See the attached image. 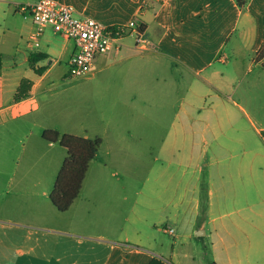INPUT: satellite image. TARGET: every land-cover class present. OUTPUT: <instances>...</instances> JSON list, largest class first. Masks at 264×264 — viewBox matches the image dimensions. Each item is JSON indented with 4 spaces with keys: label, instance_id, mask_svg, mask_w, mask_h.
<instances>
[{
    "label": "crops",
    "instance_id": "1",
    "mask_svg": "<svg viewBox=\"0 0 264 264\" xmlns=\"http://www.w3.org/2000/svg\"><path fill=\"white\" fill-rule=\"evenodd\" d=\"M38 1L0 0L7 16L6 30H0V120L20 119L50 93L53 83L45 84L51 69L69 53L71 41L50 28L37 35L20 11ZM56 1L109 26L127 27L138 19L145 31L139 43L127 34L99 55L83 82L110 100L112 109L109 119L100 117L103 128L78 135L102 140L79 197L64 213L51 201L36 202L25 217L8 218L0 264H150L155 258L166 264H264V173L221 172L219 182L213 171L205 174L201 155L172 141V132L183 128L154 111L153 100L164 95L149 83V69L165 63L183 70L178 83L186 73L217 97L234 93L237 75L228 71L246 65L245 49L264 70V56L257 61L264 54V0H246L243 10L237 0ZM24 81L30 82L28 97L16 101ZM222 105L229 110L225 100ZM187 157L190 165L183 170L156 166ZM122 162L152 165L121 177L107 170ZM92 167L99 182L84 192ZM52 190L44 197L50 200Z\"/></svg>",
    "mask_w": 264,
    "mask_h": 264
},
{
    "label": "rangeland",
    "instance_id": "2",
    "mask_svg": "<svg viewBox=\"0 0 264 264\" xmlns=\"http://www.w3.org/2000/svg\"><path fill=\"white\" fill-rule=\"evenodd\" d=\"M5 20L7 16L0 6V30H6ZM129 34L130 40L137 39L136 35ZM234 42L233 39L227 51ZM69 46L68 55L52 67L46 81L45 85L53 83L51 92L41 96L20 119L9 116L6 121L0 120V240L8 218L25 217L32 203L50 204L44 193L53 188L67 152L59 144L44 141V129L58 127L61 133L81 135L87 128H103L100 125L103 114L104 118H110L111 101L101 99L100 93L89 83H83L88 76H69L68 61L73 44L70 42ZM243 53L246 65H235L228 71V74L237 75L234 93L223 97L213 95L211 86L192 84L194 79L186 73L183 74L185 82L178 83L182 69L177 72L165 63L149 69L150 85L160 87L164 95L153 100L154 111L158 114L163 111L160 115L165 123L181 124L183 128L180 133L172 132V141L176 140L175 145L181 150L200 154L202 170L205 174L213 171L217 182L221 172L264 173V70L262 65L252 64L253 57L248 49ZM261 57L262 53L257 61ZM236 59H232L234 64ZM221 68L227 70L224 66ZM191 86L196 92H191ZM224 100L228 111L223 109ZM187 160L188 157L181 164L175 161L156 166L178 171L180 165L181 170L190 165ZM151 165L122 162L112 164L107 170L121 177L126 172H147ZM96 171V167H92L84 192L88 187H97Z\"/></svg>",
    "mask_w": 264,
    "mask_h": 264
},
{
    "label": "built area",
    "instance_id": "3",
    "mask_svg": "<svg viewBox=\"0 0 264 264\" xmlns=\"http://www.w3.org/2000/svg\"><path fill=\"white\" fill-rule=\"evenodd\" d=\"M20 11L31 18L37 27V35L50 28L73 43L75 52L68 61L71 78L91 75L97 57L106 54L115 42H120L125 37L126 29L136 32L138 28V22L134 19L127 27L120 26L114 30L116 26L106 25L91 17L77 16L71 6L56 0H39L20 6ZM140 41L137 37V42Z\"/></svg>",
    "mask_w": 264,
    "mask_h": 264
},
{
    "label": "trees",
    "instance_id": "4",
    "mask_svg": "<svg viewBox=\"0 0 264 264\" xmlns=\"http://www.w3.org/2000/svg\"><path fill=\"white\" fill-rule=\"evenodd\" d=\"M239 7L243 10L246 0H237ZM138 22L136 36L141 38L145 31V24ZM120 26L113 29L117 30ZM132 29H126L125 37L132 32ZM264 54L262 55V57ZM261 57V61H262ZM33 61V58H31ZM1 65V54H0ZM1 68V66H0ZM30 82H22L15 100L21 101L28 97ZM44 141L49 143H58L67 152L62 167L57 175L53 190L50 195L52 205L61 213L67 212L74 201L79 197L90 163L96 157L101 145L100 138H85L74 134H61L56 130L47 129L42 133ZM150 264H166L159 259H153Z\"/></svg>",
    "mask_w": 264,
    "mask_h": 264
}]
</instances>
